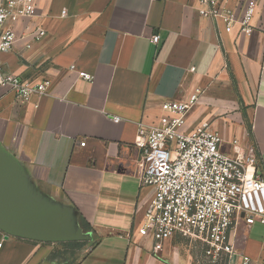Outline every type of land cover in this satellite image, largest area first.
<instances>
[{
	"label": "crops",
	"instance_id": "1",
	"mask_svg": "<svg viewBox=\"0 0 264 264\" xmlns=\"http://www.w3.org/2000/svg\"><path fill=\"white\" fill-rule=\"evenodd\" d=\"M34 1L7 24L2 69L51 83L28 103L0 86V264H199L183 238L155 249L138 233L153 190L133 141L164 102L197 93L187 126L206 122L229 154L237 140L264 177V0L250 34L200 17L197 0ZM225 1L240 18L247 0ZM232 239L231 264H264V224L239 221Z\"/></svg>",
	"mask_w": 264,
	"mask_h": 264
},
{
	"label": "built area",
	"instance_id": "2",
	"mask_svg": "<svg viewBox=\"0 0 264 264\" xmlns=\"http://www.w3.org/2000/svg\"><path fill=\"white\" fill-rule=\"evenodd\" d=\"M197 1L200 17L211 18L216 25L223 22L226 32L237 24L240 32L251 33L255 0L245 2L240 18L225 0ZM34 12V0H0V86L10 88L20 103L42 96L51 83L47 78L34 81L2 69V54L16 39L7 24ZM44 34V30H36L35 39ZM158 40V34L151 37L153 43ZM70 69L76 70L75 65ZM76 71L79 78L92 80V75ZM197 98L193 93L183 101H166L156 124L137 128L133 145L140 154V182L153 190L138 233L152 240L155 249H161L166 239L181 237L198 246L209 264H231L237 223L264 224V177L258 172V157L237 147V140L232 141L234 153L229 154L222 149L219 134L211 132L206 122L187 126L186 113ZM119 120L113 117L114 122ZM249 261L241 256L242 264Z\"/></svg>",
	"mask_w": 264,
	"mask_h": 264
},
{
	"label": "rangeland",
	"instance_id": "3",
	"mask_svg": "<svg viewBox=\"0 0 264 264\" xmlns=\"http://www.w3.org/2000/svg\"><path fill=\"white\" fill-rule=\"evenodd\" d=\"M183 245L187 246L191 250V252L193 253V256L198 260L199 264H209L208 262H206V259L204 258L203 253L198 246H194L193 244H190L186 240ZM67 247L69 246H67L66 244L63 245V248L67 249Z\"/></svg>",
	"mask_w": 264,
	"mask_h": 264
},
{
	"label": "water",
	"instance_id": "4",
	"mask_svg": "<svg viewBox=\"0 0 264 264\" xmlns=\"http://www.w3.org/2000/svg\"><path fill=\"white\" fill-rule=\"evenodd\" d=\"M81 237L79 234L70 235L69 233L62 232L55 236L57 240H66V239H73V238H79Z\"/></svg>",
	"mask_w": 264,
	"mask_h": 264
},
{
	"label": "trees",
	"instance_id": "5",
	"mask_svg": "<svg viewBox=\"0 0 264 264\" xmlns=\"http://www.w3.org/2000/svg\"><path fill=\"white\" fill-rule=\"evenodd\" d=\"M249 135H250V137H252V136H251V131H249Z\"/></svg>",
	"mask_w": 264,
	"mask_h": 264
}]
</instances>
